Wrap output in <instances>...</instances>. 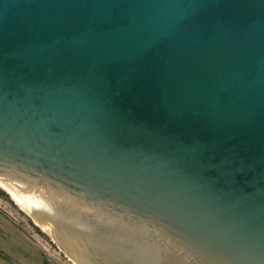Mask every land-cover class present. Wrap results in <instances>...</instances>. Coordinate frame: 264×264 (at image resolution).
I'll return each instance as SVG.
<instances>
[{
  "label": "water",
  "instance_id": "95a60500",
  "mask_svg": "<svg viewBox=\"0 0 264 264\" xmlns=\"http://www.w3.org/2000/svg\"><path fill=\"white\" fill-rule=\"evenodd\" d=\"M0 180L134 229L91 264H264V0H0Z\"/></svg>",
  "mask_w": 264,
  "mask_h": 264
},
{
  "label": "bare ground",
  "instance_id": "6f19581e",
  "mask_svg": "<svg viewBox=\"0 0 264 264\" xmlns=\"http://www.w3.org/2000/svg\"><path fill=\"white\" fill-rule=\"evenodd\" d=\"M0 189L19 207L36 208V224L64 245L70 257L83 264H91L93 256L99 261V250L86 232L114 238L117 244H136L142 249L134 229L128 231L121 220H103L97 210L87 212L78 202L58 193L25 188L17 193L1 180Z\"/></svg>",
  "mask_w": 264,
  "mask_h": 264
},
{
  "label": "rangeland",
  "instance_id": "374dc122",
  "mask_svg": "<svg viewBox=\"0 0 264 264\" xmlns=\"http://www.w3.org/2000/svg\"><path fill=\"white\" fill-rule=\"evenodd\" d=\"M64 251L0 189V264H77Z\"/></svg>",
  "mask_w": 264,
  "mask_h": 264
}]
</instances>
